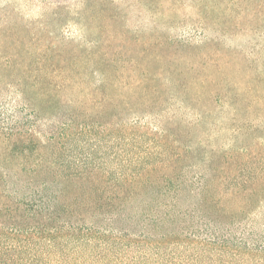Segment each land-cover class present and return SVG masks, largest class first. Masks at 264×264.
<instances>
[{
    "label": "trees",
    "instance_id": "16d2710c",
    "mask_svg": "<svg viewBox=\"0 0 264 264\" xmlns=\"http://www.w3.org/2000/svg\"><path fill=\"white\" fill-rule=\"evenodd\" d=\"M180 1L125 4L140 20L187 19L213 34L147 39L117 28L130 13L116 0L58 1L66 25L92 14L96 26L86 45L61 35L55 76L13 43L19 30L0 28V264H35L45 252L61 264H149L176 247L264 257V115L251 119L264 101V58L253 64L224 38L263 34L264 2L232 27L214 4L194 18ZM112 146L125 157L98 162Z\"/></svg>",
    "mask_w": 264,
    "mask_h": 264
},
{
    "label": "rangeland",
    "instance_id": "374dc122",
    "mask_svg": "<svg viewBox=\"0 0 264 264\" xmlns=\"http://www.w3.org/2000/svg\"><path fill=\"white\" fill-rule=\"evenodd\" d=\"M61 0H0V28H13L14 30H19V35L14 38V44L26 43L30 49L29 56L32 61L35 63L40 59L47 60V64L44 63L45 69H40L43 71V74H48L50 76H55L59 72L55 68L61 60V57L56 56L58 51L55 50V47H61V35L65 34L71 35V37L76 38V42L81 45L88 44L84 40L83 32L87 31L89 34L90 31L93 33L96 26V17L92 14H86L82 20L83 24L80 25H66L67 20H70L64 11L61 12V3L57 5V2ZM73 6L77 3L78 0H74ZM118 1V11L130 13L127 16H123V21H119V26L121 28L126 25L127 27L133 28L140 35H144L145 38H153V34L157 33H168L173 36H184L187 32L197 28L196 33L197 37L199 36H208L213 33H209V27H204L202 24H198L195 21L190 20H173L169 24H162L160 18L159 23L155 20V15H145L140 20L138 17L137 7H127L125 4L126 0H116ZM184 2L182 5L184 9L180 13L191 11L196 18L198 14L197 7H203L207 4V7L212 6L216 9V14L219 16L225 15V20L228 21L229 26H238V23L245 22L247 16H252L251 13L254 12V9L264 0H182L180 3ZM74 8V7H73ZM264 10V8L260 9ZM133 12V13H132ZM264 14V12H262ZM124 13H122L123 15ZM196 14V15H195ZM95 17V21H94ZM122 19V18H120ZM201 18L200 21L204 24H207L206 20ZM82 25V26H81ZM70 26V28H65ZM23 28L27 30V36L25 37L23 33ZM64 32V33H63ZM82 35V37H81ZM19 37V38H18ZM225 42L227 47L237 48L243 50L245 53L250 55L251 60L254 63L261 62L264 58V33L263 34H253L250 32L240 33L233 36L225 35ZM43 44L48 47H43ZM43 47V49H42ZM225 52V51H224ZM227 53V52H226ZM46 54V56H44ZM263 58H262V57ZM259 60V61H258ZM55 61V62H54ZM50 62H54V65H51ZM228 74L232 76V72L225 68V75ZM243 75V73H241ZM237 77H240L239 74ZM264 88V84H262ZM240 105L242 102L240 101ZM248 111H253L251 108ZM264 115V101L255 106V111L253 112L251 119L255 121V114ZM225 116H220L218 120H224ZM217 121V116L215 118ZM224 137L222 140L226 142L229 141L231 136L229 132L225 131L221 133V136ZM264 136V135H263ZM146 145H140L137 149L138 155H145L148 153ZM130 149V148H128ZM121 146H112L111 149L105 147L96 155L97 161L100 163L108 162L110 165L113 164V155H117V159L123 158ZM130 156H133L130 153ZM117 161V160H116ZM258 216L260 223L264 225V209L260 212ZM158 253V254H157ZM160 254V255H159ZM148 256V255H147ZM155 258L148 257V263L151 264H264V257H240L232 258L230 256L222 255L220 253H204V256L198 257V254L190 252L186 247H176L161 250L160 252L154 253ZM35 264H61V253L49 254V252L44 253V260L40 261V258L37 256ZM151 262V263H150Z\"/></svg>",
    "mask_w": 264,
    "mask_h": 264
}]
</instances>
